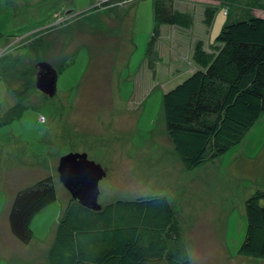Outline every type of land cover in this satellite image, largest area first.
<instances>
[{
	"label": "rangeland",
	"instance_id": "1",
	"mask_svg": "<svg viewBox=\"0 0 264 264\" xmlns=\"http://www.w3.org/2000/svg\"><path fill=\"white\" fill-rule=\"evenodd\" d=\"M176 2L192 14V27L162 25L156 55L147 58L153 0H0V264H48L56 224L71 198L57 166L71 152L107 170L100 205L167 197L192 264H264L237 254L245 202L264 192V114L225 155L185 170L162 110L164 93L194 71L187 65L195 40L211 44L226 23L264 18V0ZM205 5L217 9L207 32ZM35 35L42 45L37 58ZM41 62L57 71L51 97L36 88ZM179 66L186 68L175 71ZM23 83L34 89L20 103L12 90ZM7 115L11 121L3 125ZM46 177L53 178L56 200L34 216L33 237L23 244L9 229L11 204L17 192Z\"/></svg>",
	"mask_w": 264,
	"mask_h": 264
},
{
	"label": "trees",
	"instance_id": "2",
	"mask_svg": "<svg viewBox=\"0 0 264 264\" xmlns=\"http://www.w3.org/2000/svg\"><path fill=\"white\" fill-rule=\"evenodd\" d=\"M177 4L153 0L154 26L145 57L156 55L162 25L182 31L192 27V14ZM216 10L212 5L203 7L205 32ZM34 38L31 51L37 58L42 45L40 37ZM189 59L187 66L194 71L162 97L166 135L185 170L225 155L264 114V18L250 15L226 23L211 44L197 38ZM182 67L186 68L179 66L175 71ZM33 89V83H23L12 94L21 103ZM9 118L3 117L2 124H8ZM55 200L52 177L17 192L8 215L13 237L29 243L34 216ZM101 206L93 211L70 198L56 224L48 264H192L167 197L117 200ZM245 215L246 232L237 254L264 259L263 191L247 198Z\"/></svg>",
	"mask_w": 264,
	"mask_h": 264
},
{
	"label": "water",
	"instance_id": "3",
	"mask_svg": "<svg viewBox=\"0 0 264 264\" xmlns=\"http://www.w3.org/2000/svg\"><path fill=\"white\" fill-rule=\"evenodd\" d=\"M37 66L36 88L51 97L56 91L57 71L45 62ZM57 173L73 201L93 211L101 209L99 182L106 177L105 168L90 161L85 153L71 152L59 159Z\"/></svg>",
	"mask_w": 264,
	"mask_h": 264
},
{
	"label": "crops",
	"instance_id": "4",
	"mask_svg": "<svg viewBox=\"0 0 264 264\" xmlns=\"http://www.w3.org/2000/svg\"><path fill=\"white\" fill-rule=\"evenodd\" d=\"M175 1H177V0H175Z\"/></svg>",
	"mask_w": 264,
	"mask_h": 264
}]
</instances>
